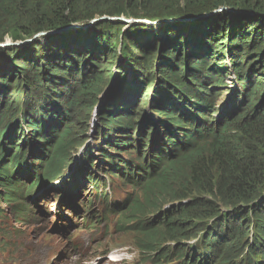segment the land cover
Listing matches in <instances>:
<instances>
[{"label": "trees", "instance_id": "trees-1", "mask_svg": "<svg viewBox=\"0 0 264 264\" xmlns=\"http://www.w3.org/2000/svg\"><path fill=\"white\" fill-rule=\"evenodd\" d=\"M225 8L233 12L220 11ZM199 14L212 15L190 21L194 22L191 25L161 22L165 27L159 32L143 24L131 26L122 42L131 55L126 67L118 66L120 41L112 28L139 15H157L158 21H167ZM99 17L125 20H98L87 31L41 37L43 44L40 38L29 43L25 55L0 48V105H8L12 110L8 112L14 113L0 119V206L24 208L41 181L59 179L79 143L58 92L71 91L78 103L91 92L101 94L111 73L104 60L111 57L122 71L113 98L122 101L101 102L100 125L107 130L101 135V149L104 143L130 149L131 131L140 128L135 144L141 157L123 162L125 169L111 157L112 165H107L143 192V200L135 198L121 208L126 210L124 226L137 235L135 246L152 264H264V0H0V35L10 33L17 42L22 35L30 39ZM30 21L35 30L24 25ZM158 43L160 87L153 91L152 110L136 125L132 113L138 96L124 75L131 71L142 78L132 51L150 52L146 64ZM41 45L48 49L45 54L39 52ZM245 46L248 71L242 75L244 65L237 67L240 88L226 107L231 111L224 110L217 118L214 94L224 86V79L213 74L225 70L218 64L221 50L225 48L234 64H241L240 52H245ZM9 52L20 62L11 60ZM254 63L261 66V72ZM184 68L187 74L179 77ZM21 71L28 75H19L12 83ZM255 74H260L258 79ZM14 86L19 87L18 95L28 92L21 111L17 110L20 103L9 98ZM29 96L35 97V104ZM69 104L72 107L74 102ZM61 117L67 126L59 131ZM52 123L57 126L49 128ZM52 128L54 137L48 133ZM19 132L26 133L23 144L18 141ZM27 153V158L42 157L39 168L37 162L30 166L35 169L32 176L44 167L40 182L22 181L25 173H31L24 164ZM55 153H61L62 159L52 162ZM223 206L228 209L223 211ZM27 209L21 210L22 217L34 220L35 214Z\"/></svg>", "mask_w": 264, "mask_h": 264}, {"label": "rangeland", "instance_id": "rangeland-1", "mask_svg": "<svg viewBox=\"0 0 264 264\" xmlns=\"http://www.w3.org/2000/svg\"><path fill=\"white\" fill-rule=\"evenodd\" d=\"M216 12H213V14ZM159 15V14H157ZM153 16H135L131 19H128L125 21V25L122 27L112 28L114 32H117L115 35L117 36L116 39L118 42L120 41L118 45V53L120 60L114 61L111 59V57H106L104 62L107 63L108 67H110L111 73L107 75V78L105 79V82H103V86L100 89L102 90V93H89L85 97H82L80 100V103L77 102V99H75V95L71 93V91H67V89H64V92H58L60 96H58V99L61 102L62 111H64L66 116L70 117V123L72 125V128L75 129L74 135L76 138V142L79 143V145H83L86 141L91 140L89 148L92 151H96L97 145L99 142H96L94 138L96 137L98 130H100L99 125V118L101 116L100 113V104L101 102L106 103V101H111L114 98V95L117 92L119 81L121 77V72L118 71V66L120 67H126L127 66V59L130 57L131 54L127 51V49L124 47L123 42V33L129 29L131 26L135 24H143L150 28H154L155 31H160L162 28L165 27V25L159 23V18L155 19ZM96 22L99 21H109V22H120L125 20V18H119V17H99L96 18ZM99 20V21H98ZM92 23L86 26H83L78 29H74L73 31H79L81 29L87 31L90 29L94 24ZM32 21H30L29 24H24L26 27H28L30 30H35V27L33 24H31ZM113 23V24H114ZM194 22L188 23V25L193 24ZM72 30V29H71ZM4 31V29H2ZM10 32V30H8ZM196 35V32H194ZM231 33V32H230ZM229 34L225 35V39L229 40ZM26 36L22 35L20 40L15 42L12 38V36L9 34H6L5 36L0 35V48L6 50V49H15L21 51L25 55V50L28 48L29 45L33 44V40L29 42L30 39H26L24 41ZM39 39V38H38ZM24 41V42H23ZM38 41L43 44L42 38H40ZM229 42V41H228ZM31 43V44H29ZM159 43L156 44L155 51H152L154 54L153 57L148 59V62L145 64V60L148 56V53L141 50L132 51L133 52V58L137 63H140V69L139 71L142 72L144 75L142 78H138V76H135L131 74V71L127 72L124 78L126 83L129 85L132 84V88L134 91H136L137 94V103L134 106L133 109V120L136 124L137 120L142 119L146 115V111H149V102L152 99V94L155 89L160 87V81H159V72H160V66L162 64L161 62V52L159 49ZM161 46V45H160ZM196 48L201 51L203 50V47L200 45H196ZM185 48L182 47L180 50L181 57L184 54ZM48 51L44 45H41V48L39 49V52L41 54H45ZM240 52V61L241 64H234L233 60L228 56L224 48V50H221L223 52V57L218 59V64L220 62L225 66L224 71H221L220 74H213V77H220L224 79V86L220 87L215 91L214 97L216 98L214 111H218L219 116L223 114V111L226 110V107L229 105L228 103L231 102V99L234 96V93L239 90V79L237 77V73L239 70H237V67H241V74H246L248 69L245 65L246 63V55L249 51H247V47H244ZM253 51V50H251ZM250 51V52H251ZM257 51V50H256ZM11 56V60H16V63L20 62V58H13V55L9 52ZM109 62V63H108ZM117 63V64H116ZM193 63V62H192ZM222 66V65H221ZM255 68L260 71L261 66L259 64L254 63ZM136 68V66L134 65ZM4 66H2L1 69H3ZM246 68V69H245ZM187 68H184L183 70H179L180 72L179 77L184 76L187 74L185 71ZM190 70H188L189 72ZM262 71V70H261ZM260 71V72H261ZM237 72V73H236ZM19 75H28L26 71L17 72L13 79L11 80L12 83L15 82L17 79V76ZM32 76L31 74H29ZM255 76H257L255 74ZM260 76V74L258 75ZM257 76V79L259 78ZM22 77V76H21ZM262 79V78H260ZM111 80V81H110ZM28 81V80H27ZM12 83H8L9 85H14ZM22 83V89H25V85ZM17 86L11 87L9 89L10 96L9 98H15L14 101H17V105L20 103L19 107L17 106V110L21 111V104L24 103L23 98H25L28 94V92H22L18 95L16 89ZM56 96V95H55ZM34 101L35 104V97L29 96V99ZM28 100V97H26ZM74 102L73 106L71 107V102ZM68 103V105H67ZM0 105V119L5 115V118L8 115H14L13 112L10 110V107L8 105ZM144 108V110H143ZM228 109V108H227ZM231 111V109L226 110ZM230 112H228L229 114ZM227 115V112H226ZM59 121H63V117ZM215 124V123H214ZM7 125V122L4 123V127ZM137 125V124H136ZM57 126L56 124H51L49 126ZM67 126V122L63 121L61 128L59 131L62 130ZM214 131L216 130L215 127H213ZM53 130L54 128L50 129ZM209 134V132H204L203 134ZM50 136H53L51 134ZM20 140L18 136V141ZM64 142V140H62ZM100 144V143H99ZM79 145L72 151V157L70 158V161L72 162V165L70 169L72 170L77 165H82V162L84 160V149H80ZM149 146V145H148ZM136 148V147H134ZM148 151V150H145ZM99 152V151H98ZM130 153H135L134 158L137 156L136 151H132ZM148 153V152H147ZM95 158L94 161L99 160V154L94 152ZM128 156V155H126ZM62 159L61 153H55V156L52 160L55 161L56 159ZM99 163L95 166H98L101 164V161H98ZM97 163V162H96ZM70 169L65 172L63 175V172L60 174L59 180L55 181V183L52 186L47 185H40L39 190H42V192L45 191V193L50 198L49 201L45 200V198H41L39 200L38 205L42 206L39 207L38 205L34 204V199L29 200L30 203L33 204L32 211L35 212L36 219L39 221L35 224L30 222L29 224H23L20 222H16L12 220L11 213L13 212V209L10 207H6L3 205L1 207V210H4V214L7 215L9 218H7L4 223L3 227L5 229L6 238L0 239V264H114L116 258L110 257V253L112 251L120 249L122 253H132V251L140 253L138 248L135 246V241L137 240L136 233L129 232L128 227L124 226V222L126 221L124 212L126 211L123 209L121 211V221L120 226L116 227L114 224L116 222L115 218L110 219V226L104 227L101 226L97 228V230H86V231H78L75 233L72 237V240H68L67 237L72 232H74L76 229L81 227L82 222L79 223L80 219L79 217L85 216L84 211L82 210V207L79 206L81 212L78 213L76 217H73L75 209L68 205L70 203L69 198L66 200V204H63L61 209L59 207V204L61 200L57 203V197L58 196H64L66 194L61 192H55L52 191L51 188H63L65 185V182H70L73 172L70 171ZM93 174H97L96 176L100 178H105L106 175H104L101 171L96 169L95 167L92 169ZM66 171V170H65ZM77 172V171H76ZM99 174V175H98ZM27 177V175H24V178ZM155 177V176H153ZM25 183H29L27 178L23 179ZM115 185L118 186L119 182L112 181ZM123 185V184H122ZM87 185L80 193V198H78V201H87V199L92 195L93 191L88 189ZM83 188V187H82ZM38 190V191H39ZM126 193L131 196V200L136 199H144V196H142L143 192H138L134 190L133 188H130L128 186H119L118 190L116 192L117 199H123L126 196ZM88 195V196H87ZM51 201V202H50ZM87 203H91V201H87ZM92 204V203H91ZM93 205V204H92ZM43 208V209H41ZM60 209V210H59ZM223 211L227 210L225 206L221 207ZM61 212V213H60ZM60 213V215H59ZM70 217L68 221L64 220V215ZM113 219V220H112ZM82 221V219H81ZM64 224V225H63ZM70 225L67 227V225ZM73 224V225H72ZM1 228V227H0ZM141 254V253H140ZM4 258V259H3ZM113 258L112 260H110ZM129 264H150L146 258L141 259H135L132 262H129ZM162 264V263H160ZM215 264H219L216 262Z\"/></svg>", "mask_w": 264, "mask_h": 264}, {"label": "water", "instance_id": "water-1", "mask_svg": "<svg viewBox=\"0 0 264 264\" xmlns=\"http://www.w3.org/2000/svg\"><path fill=\"white\" fill-rule=\"evenodd\" d=\"M223 10L224 11L233 12V10H230L228 8L221 9L220 11H223ZM210 15H212V14H205V15L204 14H199V15H194V16L185 17V18L175 17V18L170 19L168 22H178V23L182 22V23H185V22H190V21L196 20L198 18H206V17H209ZM94 22H96V20L91 21L89 23H72V24H70L68 26L59 27V28L51 30V31H49L47 33H41V34L35 36L33 39H37L39 37H44V36H48V35L58 34V33L72 32L74 29L81 28L83 26L92 24ZM161 22H165V20L164 21H159V23H161ZM31 41L32 40H29V42H31Z\"/></svg>", "mask_w": 264, "mask_h": 264}, {"label": "bare ground", "instance_id": "bare-ground-1", "mask_svg": "<svg viewBox=\"0 0 264 264\" xmlns=\"http://www.w3.org/2000/svg\"><path fill=\"white\" fill-rule=\"evenodd\" d=\"M168 21H169V20H167V21H165V22H168ZM42 33H44V32H42ZM39 34H41V33H39ZM39 34H36L35 36H37V35H39ZM35 36H34V37H35ZM34 37L30 38V40H33V41L36 40V39H33ZM44 37H45V36H44ZM39 38H41V37H39ZM37 39H38V38H37ZM41 128H44V126H42ZM11 132H12V131H11ZM16 132H17V131H16ZM51 132H52V131H48L49 135L52 134ZM55 132H56V131H53L54 134H53L52 137H54ZM12 133H14V132H12ZM50 133H51V134H50ZM16 134H17V133H16ZM18 136H19V138H22L23 135L19 132V133H18ZM18 136H17V137H18ZM17 137H16L15 139H17ZM41 137H42V136H41ZM49 138H50V137H49ZM70 164H71V163H70ZM82 167H83V165L78 166V168H77V172L75 173V175H80V174L82 173ZM90 176H91V175H90ZM90 176H88V177H83V178L81 179L80 182H75L74 187H77V186L79 185V183H81V182H83V181H86ZM56 190H58V188L54 187L52 191H56ZM36 193H37V192H32L31 195L34 196V195H36ZM42 196H43V198L47 197V196H46V193H44V192H43V195H42ZM49 199H50V198L48 197V198H47V202L49 201ZM57 199L64 200V199H67V198H66V195H65V196H59ZM50 202H51V201H50ZM76 208L79 209V206H76Z\"/></svg>", "mask_w": 264, "mask_h": 264}, {"label": "clouds", "instance_id": "clouds-1", "mask_svg": "<svg viewBox=\"0 0 264 264\" xmlns=\"http://www.w3.org/2000/svg\"><path fill=\"white\" fill-rule=\"evenodd\" d=\"M97 21V20H96Z\"/></svg>", "mask_w": 264, "mask_h": 264}]
</instances>
